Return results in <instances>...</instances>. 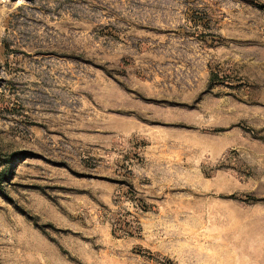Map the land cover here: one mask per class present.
I'll return each instance as SVG.
<instances>
[{"label":"rangeland","instance_id":"obj_1","mask_svg":"<svg viewBox=\"0 0 264 264\" xmlns=\"http://www.w3.org/2000/svg\"><path fill=\"white\" fill-rule=\"evenodd\" d=\"M140 56L224 150L143 167L113 107ZM0 264H264V0H0Z\"/></svg>","mask_w":264,"mask_h":264},{"label":"crops","instance_id":"obj_2","mask_svg":"<svg viewBox=\"0 0 264 264\" xmlns=\"http://www.w3.org/2000/svg\"><path fill=\"white\" fill-rule=\"evenodd\" d=\"M162 67L165 66L160 62H149L144 56L135 58L129 66V90L118 89L116 92L113 89V107L120 110L121 117L117 128L124 136H133V149L144 158V168L163 169L175 159L181 160L179 166L182 168L197 167L199 162H195L193 153L203 156L209 148L216 147L221 152L226 147L223 139L202 131V128L215 126V104L201 108L199 84L194 85L190 78L178 81L174 76L164 75ZM203 76L206 84L208 75L203 73ZM185 144L188 147L186 154ZM192 146L195 148L192 149ZM101 172L104 173L103 168ZM226 177H231V174L225 171L213 174L214 179ZM100 187H95L94 195L102 202L110 200L112 188L108 186L107 193H104V185L100 184ZM78 188L84 193L73 195L66 205L78 208L83 201H87L88 186Z\"/></svg>","mask_w":264,"mask_h":264}]
</instances>
